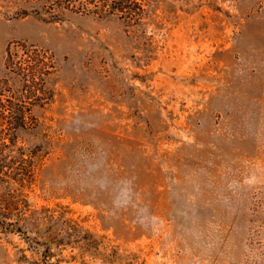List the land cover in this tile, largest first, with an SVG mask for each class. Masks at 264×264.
<instances>
[{
    "label": "rangeland",
    "instance_id": "374dc122",
    "mask_svg": "<svg viewBox=\"0 0 264 264\" xmlns=\"http://www.w3.org/2000/svg\"><path fill=\"white\" fill-rule=\"evenodd\" d=\"M141 2L0 0L29 108L0 119V264H264V0ZM24 43L54 56L33 104Z\"/></svg>",
    "mask_w": 264,
    "mask_h": 264
},
{
    "label": "trees",
    "instance_id": "16d2710c",
    "mask_svg": "<svg viewBox=\"0 0 264 264\" xmlns=\"http://www.w3.org/2000/svg\"><path fill=\"white\" fill-rule=\"evenodd\" d=\"M41 1V7L51 14L53 19L63 10H71L83 14H96L100 17L108 15H116L118 18L127 23H139L142 19L141 15L144 10L141 0H33ZM22 54H12L7 51L5 60L6 68L10 71H17L25 80L26 90L28 92V103L33 104L38 96L37 91L42 90L44 77L50 73L49 68H53L54 56L45 49H40L35 45L21 44ZM25 77V78H24ZM8 93L6 101L3 100L5 93ZM24 93V92H23ZM20 93L13 90L8 85L5 78H0V119L8 120L13 123L12 119L18 118L21 114V121L25 122V106L24 100L19 98ZM21 97L24 94L21 93Z\"/></svg>",
    "mask_w": 264,
    "mask_h": 264
}]
</instances>
